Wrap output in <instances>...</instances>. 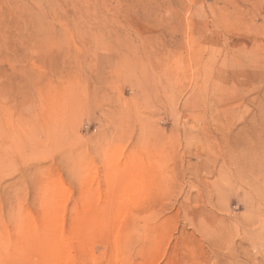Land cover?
Here are the masks:
<instances>
[{
  "label": "rangeland",
  "instance_id": "1",
  "mask_svg": "<svg viewBox=\"0 0 264 264\" xmlns=\"http://www.w3.org/2000/svg\"><path fill=\"white\" fill-rule=\"evenodd\" d=\"M248 209L264 0H0V264H231Z\"/></svg>",
  "mask_w": 264,
  "mask_h": 264
},
{
  "label": "bare ground",
  "instance_id": "2",
  "mask_svg": "<svg viewBox=\"0 0 264 264\" xmlns=\"http://www.w3.org/2000/svg\"><path fill=\"white\" fill-rule=\"evenodd\" d=\"M251 210L252 209H248V214H251ZM258 210L259 212H252V216L250 215V217L246 219L245 226L243 224L244 228L240 231V235L234 236L233 233L224 229L217 231V234L214 232L212 235H210L209 232H206L207 229H203L201 231V234L207 239L208 245L213 249L211 257L214 259V262L219 263V260L222 259L231 264H240V262L243 261H241V259H246L249 264H264V254H262L260 261L257 260L256 256L261 254V250L259 252V249L256 247L258 246L257 243H260L261 241L258 239L257 242L256 238L263 234L258 232L254 225L256 223L257 217L264 211V209ZM244 244H247V246L249 244V246L244 247ZM250 248L256 251V255H252Z\"/></svg>",
  "mask_w": 264,
  "mask_h": 264
}]
</instances>
